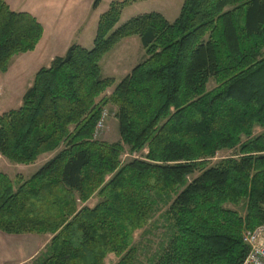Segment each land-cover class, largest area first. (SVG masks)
Listing matches in <instances>:
<instances>
[{"label": "trees", "instance_id": "1", "mask_svg": "<svg viewBox=\"0 0 264 264\" xmlns=\"http://www.w3.org/2000/svg\"><path fill=\"white\" fill-rule=\"evenodd\" d=\"M141 1L112 2L93 47L71 45L0 116V157L28 166L54 153L28 179L0 170V231L50 237L32 264H243L244 234L264 225V0H184L172 23L151 12L117 27ZM43 34L0 0V74ZM131 37L144 60L105 77L102 60ZM107 107L116 143L94 137ZM152 228L148 250L136 234Z\"/></svg>", "mask_w": 264, "mask_h": 264}, {"label": "crops", "instance_id": "2", "mask_svg": "<svg viewBox=\"0 0 264 264\" xmlns=\"http://www.w3.org/2000/svg\"><path fill=\"white\" fill-rule=\"evenodd\" d=\"M6 2L12 11L34 16L42 24L44 34L34 51L14 57L9 70L0 74V116L20 108L23 96L32 86L38 71L49 67L56 57L64 56L71 45L91 49L103 14L100 11L102 2L97 8L93 7L95 0ZM129 41L130 39H125L122 42L127 45ZM116 80L119 82L122 79ZM47 242L46 237L38 235H9L0 231V264L29 263Z\"/></svg>", "mask_w": 264, "mask_h": 264}, {"label": "rangeland", "instance_id": "3", "mask_svg": "<svg viewBox=\"0 0 264 264\" xmlns=\"http://www.w3.org/2000/svg\"><path fill=\"white\" fill-rule=\"evenodd\" d=\"M117 0H103L101 4L100 11L105 13L112 2ZM184 3V0H146L137 2L124 9L121 20L118 23L117 27L122 26L130 19L137 17L141 14L158 12L162 14L165 19L169 22H174L180 14L181 7ZM130 39L129 43L122 42L121 45H117L114 50L108 53L101 62L102 72L105 77H113L121 80L123 75L126 72L130 71L137 64L141 63L145 56V50L143 49L140 39L138 37L127 38ZM117 82V80H116ZM216 86L214 81H211L209 84V90H212ZM113 88L109 89L105 95H111ZM106 111L108 119L105 122V127L103 132L100 133L99 137H96V131L94 134L95 139L101 140L108 143H116L120 141L119 132H118V122L115 118L116 109L107 107L103 110ZM263 130L259 127L255 129L254 135H258ZM149 153L148 148H144L140 152H130L128 149H125L122 155V162L131 160V159H143ZM233 154V151H221L216 157L212 160L213 163L229 157ZM54 156V153L45 154L39 158V160L32 165H13L4 158H0V170L7 173L11 178H15L17 175H21L24 179L30 178L38 169L46 163L49 159ZM97 203V198H92L86 205L93 207ZM162 230H157L152 228L150 233L145 235V231H138L136 234V241H141L148 250H153L155 245L159 242L161 238ZM49 236L46 237V240H49ZM151 242V243H150ZM118 259L115 256H110L107 259V264H116ZM140 261L145 264L144 258L140 257ZM32 261L26 264H32Z\"/></svg>", "mask_w": 264, "mask_h": 264}, {"label": "built area", "instance_id": "4", "mask_svg": "<svg viewBox=\"0 0 264 264\" xmlns=\"http://www.w3.org/2000/svg\"><path fill=\"white\" fill-rule=\"evenodd\" d=\"M107 119V112L104 111L96 127V137H99L100 133L103 132ZM244 242L249 251L243 264H264V225L246 232Z\"/></svg>", "mask_w": 264, "mask_h": 264}]
</instances>
